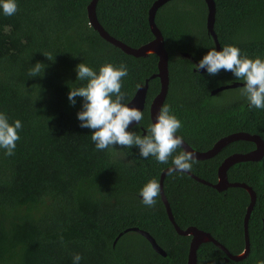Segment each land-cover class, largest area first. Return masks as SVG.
Listing matches in <instances>:
<instances>
[{"label": "trees", "instance_id": "16d2710c", "mask_svg": "<svg viewBox=\"0 0 264 264\" xmlns=\"http://www.w3.org/2000/svg\"><path fill=\"white\" fill-rule=\"evenodd\" d=\"M92 0H17L19 11L5 16L0 9V112L12 123L22 122L15 154L0 149V264H188L191 237L177 234L161 196L154 208L139 195L152 178L160 183L171 167L155 158L143 159L138 147L98 151L92 131L81 128L75 106L68 101L77 81L76 67L95 71L106 63L126 64L122 91L128 104L149 79L144 119L130 127L147 135L150 106L161 90L159 58L133 57L105 41L88 19ZM157 0H98L96 17L115 40L138 49L154 40L149 10ZM214 33L220 50L240 48L249 58L264 59V0H214ZM204 0H171L159 8L155 24L169 57L168 104L183 122L177 135L194 150L205 152L235 133L257 135L264 141V110L250 109L240 95L242 80L221 70L210 76L196 72L198 63L216 45L206 28ZM217 50V49H216ZM51 53L54 60L44 55ZM37 62L46 67L30 77ZM235 83L237 88L213 91ZM144 132H146L144 134ZM255 149L248 141L226 146L215 157L197 161L190 175L209 184L218 182V168L233 154ZM187 173L164 179L163 190L175 223L209 233L231 255L245 251L244 219L251 198L242 188L219 192ZM230 183L244 184L256 194L248 224L250 249L239 261L229 260L213 243L197 251V264H256L264 260V157L232 166ZM149 233L165 251L156 253L137 232ZM61 236L63 243H61ZM116 241V243H115Z\"/></svg>", "mask_w": 264, "mask_h": 264}, {"label": "clouds", "instance_id": "9594fccd", "mask_svg": "<svg viewBox=\"0 0 264 264\" xmlns=\"http://www.w3.org/2000/svg\"><path fill=\"white\" fill-rule=\"evenodd\" d=\"M0 9L5 16L11 17L19 11L17 0H0ZM49 61L54 58L51 53L42 54ZM45 65L37 62L29 70L30 77L40 76ZM196 72L206 70L210 76H215L221 70L244 82L239 89L240 95L246 99L250 109L264 110V59L249 58L240 48L226 45L222 50H209L196 64H192ZM77 81H86L81 86L71 87L68 101L75 106L76 98H83L82 110L77 113L81 128L92 131L91 140L98 151L111 150L120 155L116 146L123 149L138 147L139 156L147 159L155 158L159 164L168 165V174L191 172L193 164L197 162L191 151L183 148L184 139L177 135L183 127V122L175 115L168 104L160 109L156 122L149 125L147 135L137 131H130L133 124L137 126L144 119V113L126 104V93L122 91L123 80L128 76V67L121 63L116 66L106 63L95 71L85 63L76 67ZM23 125L20 120L10 123L7 115L0 112V149L5 150L6 156H13ZM160 184L157 179H150L141 189L139 195L142 204L154 208L160 195ZM61 243L63 237L61 236ZM80 254L73 255V264H80ZM256 264H264L258 260Z\"/></svg>", "mask_w": 264, "mask_h": 264}, {"label": "water", "instance_id": "95a60500", "mask_svg": "<svg viewBox=\"0 0 264 264\" xmlns=\"http://www.w3.org/2000/svg\"><path fill=\"white\" fill-rule=\"evenodd\" d=\"M171 0H157L152 7L149 10V24L151 27V30L154 34V40L147 44L144 45L138 49H132L128 47L127 45H124L120 43L119 41L115 40L113 37H111L99 24L97 17H96V5L98 0H92L88 6V19L90 21L91 26L96 30L99 35L108 43L112 44L113 46L119 48L121 51H123L127 55H131L133 57H146L150 54H155L158 56L159 61H158V74L154 75L151 77L152 79L158 78L160 80L161 84V90L157 97L153 100L150 106V118L151 122L155 123L156 122V117L162 108L167 94H168V89H169V70H168V62H169V57L168 54L165 50L164 46V39L162 37V34L160 30L157 28L155 24V16L157 14V11L159 10L160 7H162L164 4L168 3ZM207 9H208V15H207V21H206V28L209 32V34L213 37L216 49L217 51H220V47L217 41V37L214 33V24H215V16H216V6L214 0H204ZM202 73H206V70H200ZM243 84L235 83L233 85L229 86H224L219 89H216L215 91L212 92V94H217L219 92H222L224 90H229L233 88H237L239 86H242ZM148 88H149V79L146 80L144 85H141L139 89L137 90L135 96L133 99L128 103L129 107H135L141 110L142 112L145 109V104H146V98H147V93H148ZM140 125V124H139ZM137 126L136 124H133L131 127ZM146 132H144L145 134ZM237 141H248L251 142L255 145V149L249 153L246 154H233L227 157L220 167L218 168V182L214 185L207 183L206 181L195 177L193 175H190L188 172H185L189 174L191 177H193L196 181L207 185L211 186L214 189H216L219 192L225 191L228 188H242L246 190L251 198L250 205L247 209V213L244 219V231H245V251L241 255H231L228 250L222 246L219 242H217L209 233L203 232L198 230L195 227H190L188 229L182 230L178 227V225L175 223L172 211L170 208V204L164 194L163 190V183L165 177L168 175V168L165 169L160 177V196L161 200L165 206L168 218L172 225L174 226L175 231L177 232L178 235L184 236V237H191V242L189 246V253H188V264H197V251L199 247L203 244L206 243H213L215 244L218 248H220L222 251H224L228 257L229 260L233 261H239L242 260L249 252L250 249V242H249V237H248V224H249V219L252 214V211L255 206L256 202V194L255 192L248 186L244 184H237V183H230L228 181L227 177V172L228 170L239 163H245V162H258L261 161L264 157V141L257 135H250L247 133H235L228 135L219 141H217L214 146L205 151V152H199L194 149H192L185 141L183 148L187 151H191L192 153L195 154L196 160L197 161H204V160H209L213 157H215L218 153H220L226 146L230 145L231 143L237 142ZM137 232L140 235H142L152 246L153 250L158 253L159 255L166 256L165 251L157 244L155 239L147 232L139 230V229H129L124 232H122L116 241L125 233L127 232ZM115 241V243H116Z\"/></svg>", "mask_w": 264, "mask_h": 264}]
</instances>
